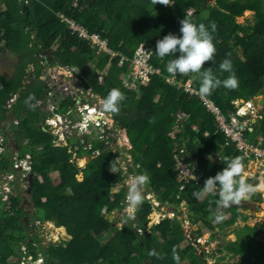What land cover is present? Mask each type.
<instances>
[{
	"label": "trees",
	"instance_id": "obj_1",
	"mask_svg": "<svg viewBox=\"0 0 264 264\" xmlns=\"http://www.w3.org/2000/svg\"><path fill=\"white\" fill-rule=\"evenodd\" d=\"M166 3L156 4L154 0H0V65L8 51L20 56L12 73L0 70V131L5 139L9 137L7 130L15 133L19 141L18 156L23 159L30 155L33 175L31 203L21 193L11 194L8 206L0 193V264H37L40 259L42 264H176L172 259L173 248L181 257L180 264H208L207 253L199 252L191 236L197 240L202 234L200 228L189 234L182 219L176 217L150 223L153 206L146 190L161 204L178 206L185 201L190 223H202L214 234L218 228L224 230L240 220L247 221L248 215L241 207H228L222 211L224 219L214 223L218 196L207 194L197 200L192 195L204 186L208 177L223 170L226 159L240 156V152L235 145H227L225 134L203 107L199 96L185 92L178 83L192 78L193 86L198 89L197 75L178 74L174 76L177 81L168 82L171 75L166 71V64L172 57L161 59L155 48L165 35L180 34V21L185 15L206 26L215 23L216 53L213 61H206L204 66L213 67L223 79L228 73L221 75L219 64L225 58L231 59L239 86L230 90L216 89L208 97L225 112H236L237 101L264 96V0H219L214 5L209 0H166ZM248 10L254 12V21L239 22L238 18ZM60 12L76 19L89 31L99 33L113 51L129 57L139 43L148 42L153 49L151 62L161 69V74L154 75L147 84L137 82L134 88L128 89L125 82L130 63L121 62L120 55L98 52L61 21ZM36 26L39 35L33 37L32 30ZM41 45L52 49L60 65L79 68L76 75L86 92L103 98L114 87L122 91L125 99L112 114L120 128L130 132L132 147L128 149L130 161L125 169L119 167L120 161L109 147L110 128L106 127L99 135L93 130L75 141L68 136L67 145L56 144L58 135L50 130L46 119L51 114H63L74 124L80 115L74 114L75 95L66 91L55 90L51 114L44 112L39 104L41 100L46 103L52 92L48 82L41 78L45 70L42 57L38 55ZM18 94L20 97L10 106ZM82 102L88 103L84 98ZM39 112L41 114L35 117ZM8 123H11L10 129ZM247 137L255 143L262 138L264 146V106ZM182 148L186 150V159L196 162L197 171L202 174L183 191L173 158V152ZM12 154L8 146L0 150V173L16 171ZM107 154L113 156L103 164L101 157ZM83 156L90 159L82 167L76 158ZM113 166L117 167L115 171H111ZM79 173H83L82 180L78 178ZM140 173L150 177L144 190V202L134 219L125 222L123 213L124 224L118 227L117 220H111L106 213L124 211L127 193L124 181ZM246 180L254 185L258 183L255 177ZM251 196L259 202L263 200L259 191ZM27 202L30 212L23 207ZM34 220L40 224L53 220L57 227H65L71 238L40 246V232ZM242 229L236 227L237 238L219 245L211 253L221 261L216 264H226L227 255L239 258L228 264H264V223L246 224L245 232ZM110 230L115 233L102 243L99 236L105 237L104 233ZM248 240L253 242L245 245ZM152 249L158 255H148Z\"/></svg>",
	"mask_w": 264,
	"mask_h": 264
},
{
	"label": "clouds",
	"instance_id": "obj_2",
	"mask_svg": "<svg viewBox=\"0 0 264 264\" xmlns=\"http://www.w3.org/2000/svg\"><path fill=\"white\" fill-rule=\"evenodd\" d=\"M154 2L156 4H167L166 0H154ZM180 25L179 35L169 33L156 43V54L161 59L166 56L172 57L166 64L167 73L173 77L178 74L187 75L195 73L199 80L198 94L201 98L211 95L213 91L219 88L236 89L239 86V77L234 70L231 59L225 58L219 64V73L221 75L225 72L228 73L223 79L220 78V75H217L213 67L204 66L206 61H213L216 53L213 35L216 30L215 23L210 22V25L206 26L204 23L194 22L189 16L185 15L180 21ZM50 93L48 94L46 104L51 103L52 100L51 106L53 111L55 105L52 93ZM124 99L122 91L114 87L102 98L101 105L106 112L115 113L119 110V105ZM5 146H8L6 142L4 143ZM117 159L119 160V158ZM225 165L223 170L217 172L215 176L208 177L203 187L192 193L197 200H200L207 194L218 196V199L215 200L217 207L213 217L214 223L224 219L222 215L223 209L231 205L240 204L242 200L249 199L250 194L256 192L257 188L260 187V185H254L246 180L243 174L245 165L241 156L226 159ZM119 167L125 169L127 165L120 161ZM113 170L115 171V169ZM149 181L150 177L146 173L126 177L124 181L127 185L125 222L134 219L137 211L143 204L144 187ZM148 255H158V253L155 249H152ZM172 259L176 264H180L181 257L175 248L172 250Z\"/></svg>",
	"mask_w": 264,
	"mask_h": 264
},
{
	"label": "rangeland",
	"instance_id": "obj_3",
	"mask_svg": "<svg viewBox=\"0 0 264 264\" xmlns=\"http://www.w3.org/2000/svg\"><path fill=\"white\" fill-rule=\"evenodd\" d=\"M217 1L219 0H209V2L214 5L217 3ZM239 22H250L252 23L254 21V12H245V14L241 17L238 18ZM20 56L18 54H15L11 51H8L4 54V58H2V60H4L1 65H0V70H7L10 73H12V71L14 70V68L16 67L15 65L16 62L18 61V58ZM10 63H12V66L10 65ZM8 67V68H7ZM31 75L35 76V73H31ZM72 95H75L76 97V101H77V109L74 110V114L75 115H80L79 118H76V122L74 124H69V126H66V124L69 123V119L67 118V115H62V117H58L56 114H53V116L47 120L49 122H47V124L50 126V130L58 135V139H56V144L57 145H67L68 142V136L73 137V141H75L77 139V137L79 136H83L86 133H90L91 131L95 130L97 131V134L99 135V133L102 131L101 128H103L102 126H97L94 122L90 121L89 126H84V124L87 122V120H82L81 119V111L78 109L79 106H81V110H83V104L81 101L83 98L79 99L78 94H74L71 92ZM86 96L88 98L85 97L86 100H90L92 97L90 96L89 93H86ZM257 98V97H256ZM255 99V98H254ZM81 100V101H80ZM79 101V102H78ZM47 102V101H46ZM254 102V109L252 110V115L254 117H257L260 114V110L262 109V107H260V97H258L257 99L253 100ZM98 106L100 105V107L102 106L99 101H97ZM40 105H42L41 107L46 110L48 113H52V100L51 103H44L43 100H41L39 102ZM92 105V104H91ZM88 112V111H87ZM41 112L34 114L35 117L40 115ZM52 115V114H51ZM93 116H95V114H93ZM37 121V123H39L40 121ZM81 122H84L81 124ZM36 123V122H35ZM78 123H80L81 125H79ZM194 126V125H193ZM101 127V128H100ZM100 128V129H99ZM177 128V127H176ZM96 134V135H97ZM3 135V134H2ZM116 137H118V139H116L115 141H110L111 142V149L113 150V154L116 155V157L118 158L120 156L119 161L124 162L126 165L128 163L127 157H126V153L121 154V152H125V150H127L126 148L119 146V142L120 141H124L126 143H128V138L131 140L130 137V132L128 130H123L122 134L121 133H117ZM121 137V138H120ZM121 143V142H120ZM14 147V146H13ZM128 147V146H126ZM8 152V151H7ZM10 153H14V156L12 154V160H14L16 162V159L18 158V148L15 147L14 151L11 150V148L9 149ZM110 153V152H109ZM112 153V152H111ZM118 155V156H117ZM113 155L111 154H107L102 156L101 161L102 163H107ZM15 157V158H13ZM76 157V156H75ZM90 157L88 156H83L81 158H76V161L79 163L80 166H85L86 163L89 161ZM13 161V162H14ZM14 162V165H15ZM252 165H249V163H246L247 165H245L244 170H243V174L246 177H255L257 178L258 181V185H260V187L257 188V191H260L262 193L263 196V204H264V163H262L261 161H257V160H253ZM260 164V165H258ZM116 166H113L111 168V171H113V169L116 170ZM29 175L28 172L26 171H18L17 170L14 171H10L8 172V174H4V172L0 173V193H2L3 199L7 200V205H10V201H9V195L11 194H23L24 198L28 200V202L31 203V192H30V183L26 181L25 176ZM41 179L42 176H40ZM78 178L80 180H82L83 178V173H79ZM15 180V184L12 185L10 182ZM146 190V188H145ZM147 192L146 196L148 198H151V205L153 206V210L150 214V223H154V222H159L161 219L165 218L166 216H173L176 217L178 219H182L184 221V227L185 230L187 232L190 231V229L192 230H197V228H200V230L202 231V234L197 238V240L195 239V237L193 236V241L195 244V247L199 250L200 253H207V257H206V261L208 264H216L218 263V261H220V259L217 258H213L211 256V253L213 251L216 250V248L219 245L224 246L225 243L227 241L230 240H234L236 238V235L233 232V228L232 227H228L225 228L224 230L222 229H217L216 233L214 234L210 229L206 228L205 226L202 225V223L193 225L190 223L189 218H188V213H189V208L187 206V203L185 201H182L178 206L176 204H170V205H161L159 204L156 200L153 199L152 194L149 193L147 190L145 191ZM92 200H95V198L93 196H91ZM90 200V199H89ZM24 203L23 207L26 209V211L30 212V208L28 206L29 203ZM263 204L260 205L258 207V209L256 211L253 210H244L245 213H247L249 215V219L247 220V222L245 223H237L235 224V227L238 228H242L243 227V232H245L244 229V225L248 224L249 226H253L256 223H264V207ZM105 209H103V212L105 213ZM125 213L126 214V208L124 209L123 212H118V210H115L112 213H106V216L109 217L111 220H117L116 222V226L118 227H122L124 224V220L122 219V214ZM35 221V220H34ZM33 223L37 225L39 232H40V238H41V242L39 243L40 246H46L51 242H63L65 240H68L71 238V236L68 234L67 230L65 227H57L55 222L53 220L51 221H46L43 224H40L38 221H35ZM149 223V224H150ZM115 233L114 230H110V231H106L104 233L105 237H101L99 236V239L102 243H106L107 240L109 238H111L113 236V234ZM30 235H33L32 232H30ZM252 243L253 240H248L245 241V245ZM23 249H25V247L23 246ZM219 254V253H218ZM239 259L238 257H232L231 255H227L226 259H224V262L226 264L233 262L234 260ZM221 262V261H220ZM37 264H42V260H38Z\"/></svg>",
	"mask_w": 264,
	"mask_h": 264
},
{
	"label": "built area",
	"instance_id": "obj_4",
	"mask_svg": "<svg viewBox=\"0 0 264 264\" xmlns=\"http://www.w3.org/2000/svg\"><path fill=\"white\" fill-rule=\"evenodd\" d=\"M58 15L61 21L66 23L68 28L71 29L74 34L83 40L89 41L91 46L98 52L107 53L112 56L120 55L121 62L128 61L130 63V73L128 72V79L125 82L128 89L134 88L137 82L147 84L154 75L161 74V69L154 66L151 62L153 49L148 42L143 41L139 43L133 56L129 57L120 52L113 51L109 47L107 39L103 38L97 32L89 31L86 26L79 23L76 19L61 12L58 13ZM167 81L174 82L177 80L175 77L171 76L167 78ZM178 83L180 86L184 87L185 92H188L190 95L199 96L203 107L213 115L214 121L219 130L225 134L227 138V145H235L236 149L240 152V156H242L245 161L257 160L264 163V146L261 143L262 138H259L258 143H255L250 141L247 137V132L253 131L254 121L259 116L254 117L252 115V110L254 109L253 100L261 96L248 101L239 100L236 102L238 106V110L236 112L232 110L225 112L212 98L208 96L203 98L200 97L198 89L193 86V79L190 78L185 82L179 81ZM83 107V110H81V106H79L78 109L82 113L81 119L87 120L84 126H89V122L92 121L97 126H102V132L104 133L106 127L108 128L110 125L108 121L104 118L100 119L98 116H105L107 114L106 111L102 107L98 105H91L90 103H84ZM93 114H95V116H93ZM68 119L69 123L66 124V126H69L71 123L70 118ZM82 123L84 122H81V124ZM78 124L81 125L80 123ZM4 142V135H2L0 131V150L2 151L5 148ZM185 151L186 150L182 148L173 152V158L176 161V169L178 170L179 178L181 180V191L185 190L189 183L197 181L202 177L201 172L197 171L196 162L186 159V156L184 155ZM14 168L17 171H26L29 173L31 169L30 155H27L26 158L23 159L17 158ZM158 203L161 204L160 202ZM23 264L25 263L23 262Z\"/></svg>",
	"mask_w": 264,
	"mask_h": 264
},
{
	"label": "flooded vegetation",
	"instance_id": "obj_5",
	"mask_svg": "<svg viewBox=\"0 0 264 264\" xmlns=\"http://www.w3.org/2000/svg\"><path fill=\"white\" fill-rule=\"evenodd\" d=\"M34 21V20H33ZM29 28V26H28ZM35 29V28H34ZM33 32V30H32ZM41 47H45L46 49H42V51L40 52L42 55V59L41 62L44 63L45 65V70L44 73H47V75L52 78L53 77V81H55V84L57 85L58 88L55 87V89L58 91H66L69 94L74 93V94H78V96H80L81 98H88L86 96V93H89L90 96L92 97V104L93 105H98L97 101H101V97H99L97 94L91 93V92H86L85 91V85L82 84V80L78 77V75H76V72L73 67L70 66H62L58 63V61L56 60L55 54L53 53L52 49L47 48L45 45H41L39 48L41 49ZM39 52V49H38ZM48 55V57L50 56H54L55 59L52 62H45V57ZM71 72H74V76H71L70 74H66L63 72L62 69H67ZM74 70V71H72ZM57 73V74H55ZM31 75V73H30ZM79 79H76V78ZM52 93V99H54L55 94L53 92ZM106 115H109L110 112H106ZM108 128H110V136L112 137V140L110 141H115L116 139H118L117 137L115 138V134H113V132L117 131V128H115L114 126H108ZM14 133V132H13ZM15 134V133H14ZM9 136V135H8ZM16 142L15 143H10V137H6V144L8 145V149L11 148L12 151H14L15 147L18 148L19 146V141L15 138ZM108 141L109 147L111 148V142ZM14 146V147H13ZM13 153V152H12ZM15 158V157H13ZM18 172V171H17ZM25 179L27 182L29 183H33V175L31 173H29V175L25 176ZM258 202V207L260 205H262L263 200L261 202ZM264 205V204H263Z\"/></svg>",
	"mask_w": 264,
	"mask_h": 264
},
{
	"label": "crops",
	"instance_id": "obj_6",
	"mask_svg": "<svg viewBox=\"0 0 264 264\" xmlns=\"http://www.w3.org/2000/svg\"><path fill=\"white\" fill-rule=\"evenodd\" d=\"M246 12H252V11H250V10H248V11H246ZM14 53V52H13ZM16 54V53H15ZM42 55V54H41ZM40 55V56H41ZM47 55V54H46ZM45 58H48L49 59V57H48V55L45 57ZM4 61V60H3ZM2 61V62H3ZM4 63V62H3ZM10 65L12 66V63H10ZM35 70V68H34V66L32 67V71H34ZM55 74H57V73H55ZM41 78L43 79V80H46L47 82H48V84H49V88H51V90H52V92L54 93L55 92V87L56 88H58L57 87V85L55 84V81H53V77L52 78H50L48 75H47V73H44V75H42L41 76ZM77 79V78H76ZM192 79V78H191ZM57 91V90H56ZM262 97H264L263 95H261V97H260V100H261V98ZM85 99V98H84ZM102 100V99H101ZM88 101V103H92V99H90V100H87ZM101 101H99V103H100ZM85 103V102H84ZM55 104V103H54ZM101 104V103H100ZM93 105V104H92ZM100 106V105H99ZM102 107V106H101ZM260 107H262V106H260ZM43 111L45 112L46 110H44L43 109ZM111 113V112H110ZM51 114V113H50ZM62 115L63 114H58L57 116L58 117H62ZM53 115H50L47 119H46V123H47V120L48 119H50L51 117H52ZM78 118H79V116H78ZM77 118V119H78ZM194 125V124H193ZM111 126H114L115 128H117V131H115V132H113V134H115V138H116V134L119 132V133H121L122 134V131L123 130H127V129H122V128H120V125L115 121V123H113V125L111 124ZM110 126V127H111ZM194 127V126H193ZM101 128V127H100ZM99 128V129H100ZM101 130H103V128H101ZM118 138V137H117ZM121 138V137H120ZM121 142V143H120ZM118 144H119V146H122V147H124V148H126L127 150H125V152L123 151V152H121V154H123V153H126V157H127V159L126 160H128V161H130L129 159H128V157H129V153H128V149L129 148H131L132 147V142H131V140L128 138V143H126V142H124L123 140L122 141H120ZM112 145V144H111ZM126 146H128V147H126ZM119 159H120V156L118 157ZM245 162L246 163H249V165H252V163H254L253 161H244V165H247V164H245ZM256 163V162H255ZM254 163V164H255ZM258 165H260V164H258ZM261 166V165H260ZM130 176H132V175H130ZM247 178V177H246ZM144 190H145V187H144ZM260 192V191H259ZM250 197H251V199L253 200V201H255V202H257V200H255V199H253L252 198V196H251V194H250ZM161 205H166V204H161ZM237 207H241L242 209H243V211L244 210H253V211H256L257 209H258V202H257V207L255 208V209H253V208H249V207H242V206H237ZM226 209V208H225ZM224 210V209H223ZM245 212V211H244ZM247 214V213H246ZM248 215V214H247ZM166 217H170V216H166ZM248 219H249V215H248ZM247 219V220H248ZM239 222H241V223H245V222H247V221H243V220H240ZM239 222H237V223H239ZM236 223V224H237ZM257 224V223H256ZM182 225H184V221L182 220ZM236 225H234V228H233V232H234V229L236 228L235 227ZM254 226V225H253ZM185 228V227H184ZM193 230V229H192ZM192 230L190 229V231L189 232H187V233H189V234H191L192 233ZM234 234H235V232H234ZM236 235V234H235ZM192 236V235H191ZM193 237V236H192ZM236 238H237V236H236ZM235 238V239H236ZM193 239V238H192ZM234 239V240H235ZM203 254V253H202Z\"/></svg>",
	"mask_w": 264,
	"mask_h": 264
},
{
	"label": "water",
	"instance_id": "obj_7",
	"mask_svg": "<svg viewBox=\"0 0 264 264\" xmlns=\"http://www.w3.org/2000/svg\"><path fill=\"white\" fill-rule=\"evenodd\" d=\"M27 15H29V11H27ZM33 22H35V21H33ZM27 29H29V28H27ZM32 33H33V34H32L33 37H35L36 35H39V28L36 26ZM42 49L44 50V49H46V48H45V47H41V49L39 48L38 55H41L40 52L42 51ZM54 59H55L54 56H50L49 59H48V58H45V62L48 63V62L50 61V62L53 63ZM73 69H74L76 72L79 71V68H77V67H73ZM62 70H63L64 73H66V74H70L71 76H74V74H75L74 72L69 71L68 68H67V69H62ZM74 70H72V71H74ZM77 79H79V78L77 77ZM23 88H25V87H23ZM19 97H20V94L16 95V96L14 97V99L11 101L10 106H13L14 103H16V101H17V99H18ZM79 99H81L80 96H79ZM260 106H264V97H262L261 100H260ZM98 117H99L100 119L104 118L106 121H108V123H109L110 126H111V124L113 125V123H115V119H114L112 113H109V115L98 116ZM7 127L10 129V128H11V123H8V124H7ZM6 133H7V135H9V137H10V143H11V142H12V143H15V142H16V140H15L16 136H15V134H14L13 132H11L10 130H7ZM130 156H131V155H130ZM152 197H153L154 200L157 201V199L154 197L153 194H152ZM237 206L249 207V208H253V209H255V208L257 207V202L253 201V200L251 199V197H249V199H247V200H242L240 204H237V205H231V206H229V207H237ZM263 207H264V205H263Z\"/></svg>",
	"mask_w": 264,
	"mask_h": 264
}]
</instances>
